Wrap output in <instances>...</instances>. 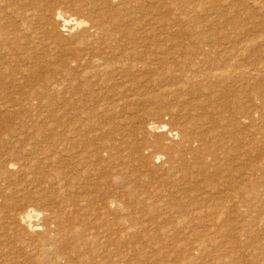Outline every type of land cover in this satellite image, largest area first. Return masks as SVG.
I'll return each instance as SVG.
<instances>
[{
	"label": "rangeland",
	"instance_id": "rangeland-1",
	"mask_svg": "<svg viewBox=\"0 0 264 264\" xmlns=\"http://www.w3.org/2000/svg\"><path fill=\"white\" fill-rule=\"evenodd\" d=\"M16 1L17 3L14 8H17L16 10L21 11V13L19 14L21 16L17 15L18 17L15 16L16 19L15 17L10 19V24L13 23V19L15 23H13V25L8 27L7 29L10 31L18 30V32H16V36H18L17 38L10 39L9 41L0 40V45H2V47H13V50L11 47H9L12 51L10 49H4V51L0 49V61L3 63L2 64L0 62V75L2 74L3 76H0V85H2L0 87V93L2 92L0 94V264H264V53L258 51L264 43V27L258 26H264V6L263 9L262 7L259 8L260 6L258 7V4H254L251 0H183L180 6H176L178 0H139L141 3L138 0H118L119 3L117 2V0L111 3L107 0V2L105 0H87V2L86 0H76L77 2L75 0H40V3H42L41 11L43 10L44 12L42 13L45 14V16L47 15V18L51 15L52 18L49 17L48 19L53 20H47V22L49 21L47 25L45 24L47 28L46 26L41 25L45 29L40 28L41 35H39L40 32H37L39 29H37V31L36 29H34L36 31L35 32L32 28L31 30L28 28L29 25H34V23L37 21L34 14H36L37 11H39L40 13V8L37 7L34 8V10L33 5L35 6V2L39 0H30L31 2H27L28 0ZM21 1H26V5L24 2L21 3ZM96 1L98 2V4ZM120 1L122 2V6L124 4L125 7L121 6ZM134 1L135 3L137 1V5L139 2V6L134 4ZM171 2L173 4H171ZM190 2L192 5H194V3L200 2L201 7L205 8L203 12L207 13V15L202 14L201 16H199L201 18L197 17V19L194 21L193 19L185 20L184 18L183 20L181 19L180 21H176L174 18H172L174 12H176L177 14L180 9H184L186 5H189ZM45 3L46 5L51 4V6H48L49 9L46 5H44ZM77 3L80 4L81 7L78 9H73L75 8V4ZM88 3H90L91 5L89 6ZM92 3L94 5H92ZM3 4H0V7L3 6ZM82 4H87L88 6L86 7ZM104 4L106 6H103ZM95 5L98 7H96ZM93 6L99 9H96ZM107 6L110 8H108ZM255 6L257 10L255 9ZM114 7L120 10L118 11L116 9V11ZM127 7L128 10L131 8L129 12H133L132 21L121 19L123 18L122 13L127 10ZM143 7L145 10L143 9ZM145 7H147V9ZM238 7L239 10H232L238 9ZM137 8L139 12L138 10H135ZM140 8H142V10H144L145 12L141 11ZM178 8L180 9L178 10ZM225 8L226 11L228 10L227 12L225 11ZM242 8L247 12V14H242L243 12L240 11L242 10ZM15 9L14 11L16 12ZM150 9L152 10V12ZM45 11L47 14L45 13ZM59 11L61 13L60 17L58 16ZM192 11L193 10L191 8L190 13ZM95 12L99 13L96 14ZM112 12H114L115 14ZM160 13H163L162 16ZM113 14L117 15V17H114ZM141 14L142 16L145 15L143 16L144 18L141 16ZM151 14L153 16H151ZM119 15L121 17H119ZM159 15L161 18L163 17V21H157V16ZM260 15L262 17H260ZM146 16L148 17V19ZM149 16H151L152 18H150ZM22 17L23 20L21 19ZM103 17H105V19L111 20L112 18H116L114 19L116 20L114 21L115 24L114 22L109 24L108 31H111L110 33L113 34L120 30L116 33L118 34V37H113V35L109 32L106 33L107 31L104 32L103 30H97L96 22L98 18ZM135 17H138L139 19ZM259 17L261 20L263 19L262 22L261 20L258 21ZM93 18H95L96 20H94ZM134 18L135 22L133 21ZM224 18L230 19V23L227 25L223 23L222 21ZM40 19L41 18L39 17V20ZM90 20H92V22H96L92 23ZM237 20H239V22H241L242 24H245V30L249 31H245V34L241 33L240 35H242V37L239 36V38L249 40L248 43L246 42V44L250 43V45H248L247 47L248 49L246 48V52H251H248L246 55H239L238 57H236L237 59H233V56H229L228 54L229 52L235 51L239 43H235L236 41H232V43L231 41H229L228 43L226 40V42H223L224 50H222V43L219 46V50H216L218 49V46L214 47L216 48L215 51L217 53L215 54L212 47L214 46V44L217 45V42H219L225 36L222 35L221 38L219 37V40H209L206 39V35L213 31L216 32L215 30H218V28L224 32H227L228 29H226V27H230L231 25L235 26ZM167 21H169L168 24ZM116 22L120 25L118 26ZM259 22L261 24H259ZM142 23L144 26L142 25ZM112 24H114V26H112ZM115 26H117L119 29ZM138 26L140 28H138ZM112 27L114 29H112ZM124 27L126 29H124ZM143 27H145V30L143 29ZM154 27H156V29ZM84 28L87 29L85 30ZM46 29H48V31ZM83 29L87 33H85ZM88 29H90V31ZM131 30H133V32ZM143 30H147V32H144ZM122 31L125 35L121 33ZM149 31L151 33H149ZM132 33L133 37H135V40L132 37ZM48 34L53 36L56 34L59 35L61 38L60 40H58L60 42L62 41L63 43L58 42V40L53 43L51 41L52 38H49ZM83 34L85 35L83 36ZM88 34L90 36H88ZM109 34L110 37L108 36ZM135 34L138 35L136 36ZM93 35H95V37L97 36L94 39L96 44H94V40H91ZM140 35L144 38H141ZM144 35L148 36L150 38V41L149 38L145 37ZM99 37L104 39H101V41L103 40L104 43L100 41ZM151 37L153 38V40L151 39ZM114 39L116 40L113 41ZM86 40L88 42H86ZM109 40L110 43H108ZM143 40L145 41V43ZM79 41L81 44H78ZM90 41H92L93 43H91ZM106 41L108 42L106 43ZM83 43H85V45H83ZM92 44L94 45L92 46ZM133 44H140L139 46L142 45L141 47L143 49L141 47H137L140 52H143L142 54H140V56L145 57V59L142 57L136 59L137 61H133L132 58H128V60L125 58L121 59L120 55L124 53L123 51L129 50L131 46H133V48L131 49H134ZM202 44L205 46H202ZM252 44L253 47H251ZM58 45L59 47H57ZM118 45H120L121 47L124 46L122 47V50H120L121 47H118ZM179 45L181 47H178ZM99 46H103L105 49L107 48L105 53H107L108 57H106L107 55L104 52L102 54V48L101 50H99ZM192 46H194L195 48L196 46H198L197 49L207 48L208 46L210 49H212L213 52H210L209 54H207V56L206 54L203 56H197V54L194 53L196 51L193 50L194 48ZM230 46H232L231 49ZM62 47L65 49V51ZM93 47H95L96 49H93ZM220 47L222 48L220 49ZM226 47H228L229 49H227ZM85 48H87L86 51ZM113 48L115 51H117H113ZM162 48L164 49L162 50ZM177 48L180 49L178 50ZM70 49L71 52H73V50L74 52H76L72 54L71 52H69ZM90 49H93L92 51L94 52H92ZM110 49L111 51L109 52L108 50ZM60 50H63V52H61ZM187 50H189L190 54H188ZM54 51L56 52V54L58 52V55L54 54ZM90 51L92 52V54L90 53ZM253 52L255 54H252ZM80 53L82 54V56ZM108 53L113 55H109ZM116 53H119V56ZM223 53H226L229 58L226 54L224 55ZM75 54L77 55V57ZM78 54L81 57L78 56ZM156 54L160 56L163 55L162 57L164 58H160ZM96 55L98 59H96ZM175 55H180V62L184 61L183 64L179 63V66L181 67L180 70L185 71L186 69V71L188 72L189 70L193 72L195 70L194 63H196V66L199 63H206V65H208L206 75L208 74L209 76H212V73L214 72L215 74L213 73V75H216L217 78H214V80H212L214 83V86L212 87H215V89L219 87V90L217 89V92L214 88H212V90H214V93L217 95L218 100L221 102V106L219 108V106L215 105L216 103H214L215 113L212 111L213 114L211 122L209 123L210 126L206 124V127L203 128V130H205V133L207 134L205 135V133H203L204 136L202 135L203 130L200 126V123L193 124L194 128L190 126L191 130H193L192 132L196 135L201 134L199 137L202 136L201 140L204 141H202V143H200L199 141L194 143L192 142L190 146H188L189 144L183 145L181 143V137L180 135H178V132H175V130H170L174 128L173 124L175 125V122L180 121L178 119L181 118L182 120V115L188 116V113L186 114L185 111L180 110L182 102L177 100V92L178 94H182L183 92L182 90L180 91V87L178 88V85L176 84L182 77L183 79H185V81L183 79H181V81L187 83L189 79H187L185 76L186 74L191 75V73H188L186 71L183 74L181 73L183 76L180 75V77L178 76V80L173 81L174 83H169V87H164L163 82H161L163 81L162 79H166L165 77L167 74L165 71H167L169 67L174 66L175 62L173 61V59ZM215 55L217 58L215 57ZM63 57H65V59H73V63L70 64V67L64 69L60 66V64L63 62L62 60H65L63 59ZM82 57L83 59L85 58L86 61H81L83 60ZM199 57L201 59V62H199ZM201 57H204L203 60ZM206 57L209 60H207ZM219 57H221L222 59ZM75 58H78L77 61L79 64L81 63V65L76 63ZM211 58L214 61H212ZM140 59H142L143 61H141ZM146 59L148 60L146 61ZM154 59L156 60V62ZM220 59L224 63H221V61H219ZM119 61H122V63L125 62L123 64L125 67H127L125 69H130V67L133 66V68H131V72L133 75L135 73L138 76L144 75V78L156 76V79L159 78V81L161 80L160 82L163 85H152L154 82L150 85L149 83H145V81H143V78H139L137 81V79H134L130 76V82L135 84L133 85V87L125 86L124 84H126V82L114 79L108 81V83L106 82L103 87V89L110 90V92L113 93L114 96L108 94V97L107 93H105L100 97L87 96V98L85 99V83H90L91 85L97 79L110 78L109 74L111 73L109 72L111 67L113 68L112 70L116 71L121 69V64L119 63ZM218 61L220 62V64ZM235 61L237 63H235ZM213 63H216V66H214ZM82 64L84 66H86L85 64H88V67L86 66L88 69L86 67L82 68ZM146 65L149 68L152 67V70L154 68L155 69L152 71L151 69L147 68ZM190 65L192 66L190 67ZM209 66L211 67V69ZM5 68L6 72L7 69L10 72L6 74L5 72L3 73V71H5ZM27 68H30L32 71L38 73L35 75L34 72L33 74L32 72H30L31 70H28ZM134 68L137 72L134 70ZM91 70L94 71L92 72ZM26 71L28 72L27 74H25ZM144 71L148 72L143 73ZM220 73L222 76L219 77ZM201 74L202 73H200V77H202L203 79L206 75L202 74L203 76H201ZM54 76L57 77L55 78L56 81L52 78ZM162 76L163 78L161 79ZM34 77L43 80V82L40 81V84L39 81H35ZM244 77L246 78V81ZM25 80L26 82H24ZM65 80L68 84H65ZM52 82L54 85L52 84ZM55 82H58V85ZM45 83L46 85L44 86L43 84ZM172 84L174 85V87L176 86V89H173ZM227 84L229 85L227 86ZM61 85L62 87H64L63 89H61ZM70 85H72V88H70ZM160 86L163 87L161 88ZM221 88L222 90H220ZM57 89L61 90L58 91ZM167 89H169V92L167 91ZM51 90L57 91V93H59L56 95V92L52 93ZM35 92H37V95L34 97ZM168 93L170 94V96ZM19 94H21V96H19ZM151 96L153 98H151ZM165 96H169L170 98L167 99ZM103 97H106V99ZM42 98H44L45 101ZM165 98L166 102L164 104V102L162 103V101ZM38 100H42L41 104ZM103 100L112 103V105L117 108L118 113H112L109 109L105 112H102L103 108L100 107V105L104 106L103 104H107L106 102L104 103ZM169 100L171 103L169 102ZM8 102H10V105L8 104ZM98 103L99 106L96 107ZM172 103L177 104V106L173 105ZM164 107H173L175 109L171 113L167 111L169 113L168 115L166 111L164 112ZM90 108H94L95 112L97 111V113L100 114L95 113L97 115L94 116V109L92 111V109ZM86 109H88V114H85ZM155 109L157 110L155 111ZM147 111H152V113L150 112L148 114ZM219 111H221L222 113H219ZM157 112L158 115L156 114ZM217 113L218 115L222 114V116L220 117L222 121L217 116ZM55 114L64 118L69 117V120H75L76 118L77 120H84L85 115L86 118L89 115L87 119H91L90 123L94 121V123L96 124L95 125L94 123H92L93 128L99 126L98 128H94V132L102 131L107 139L117 140L115 148L117 154H115L114 157L110 159H106L107 155L103 156L104 159L109 162L107 163V166L104 164V166L102 167L104 168V171L102 168L98 170L99 164L96 163L97 160L95 158L90 159L92 157L85 156V154H83V156L85 157L81 156L85 149V141H82V143L84 144L82 147L81 140L79 143L76 141L77 139L75 140L70 135H50L52 134L51 132L54 131L50 132L47 126L48 120L43 119H45V117L48 118V116L50 119L51 116L54 117ZM214 114L216 115V117ZM40 116L45 117L39 118ZM243 116H246V118L243 123H240L239 120ZM214 118L218 123L214 120ZM171 119L175 122L172 123V121H170ZM66 120H68V118ZM168 122H171V126ZM221 122L223 123L220 124ZM162 124H167L165 129L158 128L156 130H152L150 128L151 126H159ZM208 127L210 131L207 129ZM211 128L215 131L216 134L214 133V131L212 132ZM168 130L170 133L168 132ZM197 130L199 132L201 130L202 132L198 134ZM49 132L50 134H48ZM158 133L160 137L162 136L161 138L159 136L157 138L156 135ZM35 134H39V136L37 135V137ZM45 135L49 137L51 136V138L49 139V137H46ZM41 136H43L45 139ZM205 136L208 138H206ZM242 136H244L245 140H243ZM71 138L75 143H72L73 140ZM120 138L122 139L120 140ZM124 138L127 140L125 141ZM159 138L163 139L164 144L162 145L171 146H167L168 149H162V145L160 143L158 144V141L160 140ZM37 140L40 143H38ZM171 140H175V142H177L175 143ZM240 140L244 142H241ZM95 141L100 142L99 139H93L88 142V144H92ZM121 141H123V145L120 144ZM217 141L218 143H220V145L217 143ZM245 142V152L247 153L244 152L243 154V149L240 145H243ZM171 143H173L174 145H178L180 148L176 145L174 146L175 148H173V144ZM197 143L198 145H200L198 146ZM139 144L140 146H138ZM156 144L158 145L156 146ZM179 144L183 146L181 147ZM202 144L208 146V150H211L210 148H212V153L208 150L205 151V145H203V147H200L202 146ZM146 145L147 147H145ZM192 146L193 148L191 149L190 147ZM30 147L32 150L30 149ZM188 147L190 148V150ZM119 148H121V150ZM198 148H204V151H201L202 149L199 150ZM134 149L136 152L134 151ZM174 149H178L179 151H176ZM161 151H163V153ZM185 151H187L188 154L191 151L190 155H188L187 152L186 154H184ZM195 151H197V153H195ZM119 152L120 154H118ZM215 153L217 154V156L214 155ZM163 154H166V156H164ZM182 154L184 155L182 156ZM193 154L196 158H194ZM37 155L40 157H38ZM177 155L181 156L178 158ZM117 156H119L118 160H116L118 158ZM86 157L89 162L85 161L87 160L85 159ZM210 157L216 159H212L211 161ZM241 158L246 159L245 166L247 169V180L243 183L238 181L239 174L237 173V170L238 172H240L239 169L242 162ZM191 159L193 161L196 159V162L193 163L194 165H192L193 161ZM172 160L175 162L176 160H178V162L172 163ZM185 161H187L188 165L183 164L186 163ZM97 162H99V160ZM93 163H96L95 168ZM169 163L172 166H170ZM97 164L98 166L96 167ZM176 164L178 165V167ZM181 164L183 165L181 166ZM85 165L86 167H89L88 170H92L94 174L92 171H88ZM169 166L171 170L173 169L172 171L169 169ZM189 168H191L192 170ZM193 169H196L198 171L195 172L196 170ZM84 171L86 172V174ZM193 171L196 174H193ZM98 173H100V175L102 176L98 175ZM92 174L94 176H92ZM95 175L97 176L95 177ZM187 175H190V177H187ZM83 177L85 179H88L85 181ZM175 177L178 181L175 180ZM183 177L184 181L181 180ZM141 179H143V181ZM187 179L191 181L189 182ZM94 180H96L97 182H94ZM80 181L86 182L85 188H80ZM87 181L89 182L87 183ZM174 182L175 184L171 186V183ZM178 182L180 184H178ZM188 183H190V185ZM191 183L193 186L191 185ZM181 185L183 188L181 187ZM174 187L176 189H174ZM177 187L183 193L180 192ZM192 187H195V190H193ZM184 189L185 191H183ZM168 190L170 193L172 191L173 192L169 194ZM191 190H193L195 193H192ZM84 196L88 199V201H85L84 204L80 205L74 203L75 200L81 199ZM162 196L164 197L163 199ZM95 197H97V199ZM105 197L116 199L118 202L117 205L113 204L111 208H109L110 206H107V209L97 208L98 204H100L99 202L102 203ZM147 197H149V199ZM101 198L103 199L99 200ZM163 202H166L164 204L168 206L164 205ZM72 204L74 206H72ZM160 205H162V207ZM27 206L28 209L36 208L39 210L31 220L34 228L33 230H31L32 232L29 231L26 233L21 231L20 229L14 231L13 229L9 228V223L12 222L13 219V212L21 211L24 208H27ZM71 207L73 208L72 210L70 209ZM146 207L147 209H145ZM175 207L177 208V210L175 209ZM165 210L167 211L165 212V215L167 217L165 215L164 216L167 219L161 216L164 214ZM53 211L58 214H62L63 216H68V218L74 221L76 225L78 222L79 229H81L79 231L82 232L80 235L85 237V244L81 242L79 243L75 237L70 241H66L65 239L63 240V237H61L60 240H58V242L56 243L58 246H55L59 247L57 249V252L54 253V251L51 252L50 250H48V242H50L51 239H44V236L40 233H45V229H52V224L47 218V214ZM151 211L153 212V214H151ZM176 211H179L181 213L179 214ZM166 213L169 215V217ZM152 215L153 217H151ZM154 218H158V220L156 221V219ZM140 221L141 223L143 222L144 225L143 223L141 224ZM151 222H154V224H151ZM135 227L137 228V230H134L136 229ZM126 231L130 233L128 234ZM120 235L122 238L120 237ZM127 236L129 238H126ZM56 255L60 256V259H56Z\"/></svg>",
	"mask_w": 264,
	"mask_h": 264
},
{
	"label": "bare ground",
	"instance_id": "bare-ground-1",
	"mask_svg": "<svg viewBox=\"0 0 264 264\" xmlns=\"http://www.w3.org/2000/svg\"><path fill=\"white\" fill-rule=\"evenodd\" d=\"M27 1V0H26ZM25 1V2H26ZM30 0H28L27 2H29ZM32 1V0H31ZM30 1V2H31ZM43 1V0H42ZM76 1V0H75ZM80 1V0H79ZM93 1H95V0H93ZM92 1V2H93ZM103 1V0H102ZM106 1V0H105ZM104 1V2H105ZM107 1H109L110 3L111 2H113V1H115V0H107ZM106 1V2H107ZM139 1V0H138ZM141 1V0H140ZM139 1V2H140ZM160 1V0H159ZM163 1V0H162ZM161 1V2H162ZM177 1V0H176ZM182 1L183 0H178V2L176 3V6H180L181 4H182ZM248 1H250V0H248ZM254 4H258L257 6L259 7V8H261L262 7V9H263V6H264V0H251ZM24 2V1H23ZM22 1H21V3H23ZM24 2V3H25ZM33 2H35V1H33ZM73 2V1H72ZM77 2V1H76ZM85 2V1H84ZM86 2H87V0H86ZM97 2V1H96ZM108 2V3H109ZM117 2H118V0H117ZM121 2V1H120ZM128 2V1H127ZM138 2V5L136 4L137 3V1H136V3H135V1H134V4H136L137 6H139V4L141 3H139ZM143 2V1H142ZM173 2V1H172ZM171 2V4H173ZM245 2V1H244ZM3 3H6V4H3ZM16 3H17V1L16 0H0V4H3V6H1L0 7V40H7V41H9L10 39H13V38H17V36H16V32H18V30L16 31V30H14V31H10V30H8L7 28L8 27H10L11 25H13V23H15V21H14V19H13V23H11L10 24V19H12V18H14L15 16H17V15H19L20 13H21V11L20 10H16L15 8H14V6L16 5ZM36 3V5L34 6L33 5V9L34 8H40V13H39V11H37L36 12V14H34L35 15V17H36V22L34 23V25H29L28 26V28L31 30V28L34 30V29H36V31H37V29H39L37 32H40V34L39 35H41V29L42 28H44L43 26H46L47 24H48V22H47V20H53V19H48L49 17L50 18H52L51 17V15L47 18L46 16H45V14H43L44 12H43V10L41 11V6H42V3H40V0L39 1H36L35 2ZM49 3V2H48ZM47 3V4H48ZM80 3V2H79ZM91 3V2H90ZM90 3H88V5L90 6L91 4ZM95 3V2H94ZM100 3V2H99ZM102 3V2H101ZM119 3V2H118ZM118 3H116V4H118ZM124 3V2H123ZM164 3V2H163ZM230 3H231V1H230ZM31 4V3H30ZM97 4H98V2H97ZM114 4V3H113ZM133 4V3H132ZM145 4V3H144ZM197 4V5H196ZM226 4H229V3H226ZM252 4V3H251ZM253 4V5H254ZM20 5V4H19ZM25 5H26V3H25ZM28 5H29V3H28ZM44 5H46V3L44 4ZM51 6V4H48V5H46L47 7L48 6ZM82 5H84V4H82ZM87 4H85L84 6H88ZM92 5H94L93 3H92ZM100 5H102V4H100ZM112 5V4H111ZM147 5V4H146ZM145 5V6H146ZM71 6V5H70ZM83 6V7H84ZM96 6V5H95ZM95 6H93V7H95ZM103 6H106L105 4L103 5ZM121 6H122V2H121ZM129 6V5H128ZM133 6H135V5H133ZM142 6H144V5H142ZM141 6V7H142ZM198 6H199V8H198ZM75 8H73V9H78V8H80L81 7V5L80 4H75V6H74ZM96 7H98V6H96ZM95 7V8H96ZM108 7V6H107ZM117 7V6H116ZM122 7H125L124 6V4H123V6ZM248 7V6H247ZM254 7V6H253ZM45 8V7H44ZM108 8H110V7H108ZM115 8V7H114ZM121 8V7H120ZM135 8V7H134ZM146 9H147V7H145ZM191 8H192V12L190 13V10H191ZM245 8V7H244ZM14 9L16 10V12L14 11ZM47 9V8H46ZM48 9H49V7H48ZM90 9V8H89ZM96 9H99V8H96ZM95 9V10H96ZM107 9V8H106ZM117 8H115V10H116ZM123 9V8H122ZM126 9V8H125ZM131 9V8H130ZM130 9L128 10V7H127V10L124 12V13H122L123 15H122V17L123 18H121V19H126V21H132V19H133V15H132V13L131 12H129L130 11ZM133 9V8H132ZM141 9V11H144L145 9H144V7H143V9L144 10H142V8H140ZM180 8H178V10H179ZM255 9H256V6H255ZM35 10V9H34ZM45 10V9H44ZM51 10V9H50ZM86 10H88V9H86ZM118 10V9H117ZM116 10V11H117ZM120 10V9H119ZM118 10V11H119ZM135 10H138V8L137 9H135ZM151 10V9H150ZM205 10V8H203V7H201V4H200V2H197V3H194V5H192L191 4V2L189 3V5H186V7L184 8V9H180V11L176 14V12H174L173 14V16H172V18H174L176 21L177 20H183V18L186 20V19H193V21L194 20H196L197 19V17H199V16H201L202 14H205V15H207V13H204L203 11ZM223 10V9H222ZM232 10H239V7H238V9H232ZM257 10V9H256ZM259 10V9H258ZM261 10V9H260ZM9 11V12H8ZM20 11V12H19ZM84 11V10H83ZM91 11V10H90ZM89 11V12H90ZM97 11V10H96ZM104 11V10H103ZM106 11V10H105ZM134 11V10H133ZM140 11V12H141ZM148 11V10H147ZM147 11H146V13H147ZM225 11H226V8H225ZM228 11V10H227ZM226 11V12H227ZM240 11H242L243 13L242 14H247V12L242 8V10H240ZM250 11V10H249ZM8 12V13H7ZM43 12V13H42ZM88 12V13H89ZM93 12V11H92ZM102 12V11H101ZM111 12V11H110ZM121 12V11H120ZM135 12H137V11H135ZM138 12H139V10H138ZM145 12V11H144ZM151 12H152V10H151ZM150 12V13H151ZM264 12V11H263ZM11 13H13V14H11ZM15 13V14H14ZM45 13H46V11H45ZM96 13V12H95ZM97 13H99V12H97ZM96 13V14H97ZM107 13V12H106ZM112 13H114V12H112ZM9 14H10V16H9ZM47 14V13H46ZM90 14V13H89ZM111 14V13H110ZM115 14V13H114ZM113 14V15H114ZM161 14V13H160ZM163 14V13H162ZM162 14H161V16H162ZM23 15V14H22ZM95 15V14H94ZM102 15V14H101ZM106 15V14H105ZM113 15H112V17H113ZM121 15V14H120ZM119 15V17H121ZM139 15V14H138ZM137 15V16H138ZM148 15V14H147ZM262 15H263V13H262ZM9 16V17H8ZM13 16V17H12ZM19 16H21V15H19ZM38 16V17H37ZM58 16L60 17L61 16V13H60V11L58 12ZM93 16V15H92ZM104 16V15H103ZM117 17V15H114V17ZM141 16H142V14H141ZM143 16H145V15H143ZM142 16V17H143ZM151 16H153L152 14H151ZM151 16H149L150 18H152ZM164 16V15H163ZM258 16V15H257ZM18 17V16H17ZM28 17V16H27ZM39 17L41 18L40 20H39ZM107 17V16H106ZM147 17V16H146ZM260 17H262L261 15H260ZM260 17H259V19H258V21L259 20H261L260 19ZM95 18H96V16H95ZM95 18H93L94 20H96ZM108 18V17H107ZM135 18H138V17H135ZM135 18H134V22H135ZM144 18V17H143ZM199 18H201V17H199ZM15 19H16V17H15ZM22 20H23V17L21 18ZM84 19V18H83ZM90 19V18H89ZM92 19V20H93ZM114 19H116V18H114ZM113 18H112V20L111 19H105V17H103V18H98V20H97V22L96 21H93V22H96L97 24H96V28H97V30H99V31H101V30H103L104 32H106V33H108L109 31V29H108V26H109V24L110 23H113L114 21H116V20H114ZM121 19H119V20H121ZM139 19V18H138ZM147 19H148V17H147ZM155 19V18H154ZM263 19H264V16H263ZM263 19L261 20V22L263 21ZM32 20V19H31ZM40 22H39V21ZM46 20V21H45ZM92 20H90L91 22H92ZM119 20H118V22H119ZM164 19H163V17L161 18L160 17V15L159 16H157V21H163ZM240 20H242V19H240ZM141 21H143V20H141ZM151 21V20H150ZM153 21V20H152ZM156 21V22H157ZM192 21V20H191ZM92 22V23H93ZM140 22V21H139ZM148 22V21H147ZM155 22V21H154ZM158 22V23H159ZM164 22H166V21H164ZM168 22L169 21H167V24H168ZM223 23H225L226 25L227 24H229L230 23V19H228V18H224L223 19V21H222ZM239 20H237V23H236V25L235 26H233V25H231V24H233V23H231L230 25V27H226L225 25V27H226V29H228L227 30V32H224V31H222V30H220L219 28H218V30H215L216 32H210L209 34H207L206 35V39H209V40H219L220 38H221V36L222 35H224L225 37H223V39H221L219 42H217L218 44L217 45H215L214 44V46L212 47L213 48V50H214V53L215 54H217L216 53V51H215V49L216 48H214L215 46H218L217 48L218 49H216V50H219V46L221 45V43H222V47H223V42H226V40H227V42L229 43V41H231V43H232V41H236L235 43H239L238 44V46H237V48H236V50L235 51H233V52H229V56H233V59L234 58H236V57H238L239 55H246L248 52H251V51H247L246 52V50L248 49L247 47H248V45H250V43L249 44H246V42L248 43V41L249 40H244V38H242V39H240L239 38V36H241L242 37V35H240L241 33H244L245 34V24H242L241 22H239ZM257 22V21H256ZM25 23V22H24ZM117 23V22H116ZM121 23V22H120ZM128 23V22H127ZM132 23V22H131ZM130 23V24H131ZM144 23V22H143ZM143 23H142V25H143ZM149 23V22H148ZM151 23V22H150ZM235 23V22H234ZM263 23H264V21H263ZM46 24V25H45ZM95 24V23H94ZM114 24H115V22H114ZM114 24H112V26H114ZM125 24V23H124ZM134 24V23H133ZM133 24H132V26H133ZM136 24V23H135ZM140 24V23H139ZM157 24V23H156ZM170 24V23H169ZM238 24V25H237ZM258 24V23H257ZM257 24H255V25H257ZM259 24H261L260 22H259ZM41 25H43V26H41ZM91 25V24H90ZM117 25L119 26L120 24L119 23H117ZM128 25V24H127ZM138 25V24H137ZM141 25V24H140ZM139 25V26H140ZM150 25V24H149ZM149 25H147V26H149ZM49 26V25H48ZM93 26V25H92ZM125 26V25H124ZM129 26V25H128ZM136 26V25H135ZM138 26V28H140ZM144 26V25H143ZM229 26V25H228ZM258 26H262V27H264L263 25H258ZM24 27V26H23ZM110 27H111V25H110ZM116 28H118L117 26H115ZM121 27V26H120ZM151 27H153V26H151ZM41 28V29H40ZM46 28H47V26H46ZM89 28V27H88ZM91 28V27H90ZM122 28V27H121ZM128 28V27H127ZM131 28V27H130ZM137 28V27H136ZM150 28V27H149ZM155 29H156V27H154ZM163 28V27H162ZM206 28V27H205ZM10 29V28H9ZM45 29V28H44ZM43 29V30H44ZM49 29V28H48ZM48 29H46L47 31H48ZM85 29V28H84ZM83 29V30H84ZM87 29V28H86ZM85 29V30H86ZM112 29H114L113 27H112ZM119 29V28H118ZM124 29H126L125 27H124ZM143 29L145 30V27H143ZM153 29V28H152ZM151 29V30H152ZM258 29V28H257ZM85 30H84V32H85ZM89 31H90V29H88ZM128 30V29H127ZM139 30V29H138ZM143 30V31H144ZM149 30V29H148ZM35 31V30H34ZM35 31V32H36ZM114 31V30H113ZM118 31H120V30H118ZM117 31V32H118ZM126 31V30H125ZM132 32H133V30H131ZM141 31V30H140ZM179 31V30H178ZM218 31V32H217ZM248 31V30H247ZM246 31V32H247ZM262 31V30H261ZM34 32V33H35ZM44 32V31H43ZM51 32V31H50ZM49 32V33H50ZM111 32V31H110ZM109 32V33H110ZM116 32V33H117ZM129 32H130V30H129ZM144 32H147V30L146 31H144ZM229 32V33H228ZM249 32V31H248ZM45 33H47V32H45ZM53 33V32H52ZM60 33V32H59ZM58 33V34H59ZM85 33H87V32H85ZM90 33H92V32H90ZM89 33V34H90ZM116 33H110V34H112L113 35V37H118V34H116ZM120 33V32H119ZM121 33H123V31L121 32ZM149 33H151L150 31H149ZM148 33V34H149ZM88 34V36H90ZM110 34L108 35L109 37H110ZM124 34V33H123ZM122 34V35H123ZM129 34V33H128ZM231 34V35H230ZM248 34V33H247ZM246 34V35H247ZM49 35V34H48ZM85 34H83V36H84ZM92 35V34H91ZM99 35V34H98ZM102 35V34H101ZM122 35H121V37H122ZM125 35V34H124ZM136 36L138 35V34H135ZM147 35V34H146ZM230 35V36H229ZM36 36V35H35ZM38 36V35H37ZM53 35H49L48 37L49 38H52V42L54 43L55 41H57L58 39L60 40V36L59 35H54L53 37H52ZM87 36V35H86ZM145 36V35H144ZM150 36V35H149ZM159 36H161V35H159ZM248 36H249V34H248ZM69 37V36H68ZM94 37V38H93ZM93 39L91 38V40H94L96 37H95V35H93ZM105 37V36H104ZM124 37V36H123ZM132 37H133V33H132ZM140 37H141V35H140ZM143 37V36H142ZM141 37V38H142ZM145 37H147V38H149L148 36H145ZM220 37V38H219ZM246 37V36H245ZM250 37V36H249ZM248 37V38H249ZM63 38V37H62ZM90 38V37H89ZM88 38V39H89ZM120 38V37H119ZM127 38H128V36H127ZM134 38V40H135V37H133ZM141 38H139V39H141ZM144 38V37H143ZM146 38V39H147ZM44 39V38H43ZM46 39H48V38H46ZM45 39V40H46ZM86 39V38H85ZM87 39V40H88ZM99 39H100V41H101V39H103V38H101V37H99ZM98 39V40H99ZM110 39V38H109ZM117 39V38H116ZM116 39H114L113 41H115ZM151 39L153 40V38L151 37ZM236 39H238V40H236ZM253 39V38H252ZM58 40V42H60ZM62 40V39H61ZM86 40V42H88ZM104 40V39H103ZM103 40L101 41V42H103ZM111 40H112V37H111ZM121 40V39H120ZM123 40V39H122ZM127 40V39H126ZM133 40V41H134ZM148 40V39H147ZM152 40H151V42H152ZM83 41V40H82ZM97 41V40H96ZM99 41V42H100ZM112 41V42H113ZM118 41V40H117ZM132 41V40H131ZM136 41H138V40H136ZM144 41V40H143ZM149 41H150V38H149ZM165 41V40H164ZM239 41V42H238ZM264 41V40H263ZM51 42V43H52ZM62 42V41H61ZM60 42V43H61ZM85 42V41H84ZM85 42V43H86ZM91 43H93V42H95V40L92 42V41H90ZM108 41H106V43H107ZM125 42V41H124ZM140 42V41H139ZM138 42V43H139ZM178 42V41H177ZM234 42H233V44H234ZM63 43V42H62ZM66 43V42H65ZM85 43H83V45H85ZM104 43V42H103ZM108 43H110V40H109V42ZM131 43V42H130ZM130 43H129V45H130ZM134 43H136V42H134ZM144 43H145V41H144ZM143 43V44H144ZM228 43H226V44H228ZM253 43V42H252ZM78 44H81L80 43V41H79V43ZM94 44H96V42L94 43ZM94 44H92V46L94 45ZM98 44H100V43H98ZM113 44V43H112ZM123 44V43H122ZM148 44H149V42H148ZM256 44V43H255ZM18 45V44H17ZM55 45V44H54ZM91 45V44H90ZM103 45V44H102ZM116 45V44H115ZM128 45V44H127ZM134 45V49H131V48H133V46H131V48L129 49V50H125V51H123L122 53V55H120L121 56V59H127L128 60V58H132V60L133 61H137L136 59H139V57H142V56H140V54H142L143 52H140L139 50H138V47L140 48L141 46H139V45H135V44H133ZM145 45H147V44H145ZM175 45H177V44H175ZM181 45V44H180ZM178 46V47H181V46ZM213 45V44H212ZM211 45V46H212ZM236 45V44H235ZM235 45H234V47H235ZM263 45H264V43H263ZM262 45V47H260L259 48V50L258 49H255V50H258V51H260V52H262V53H264V46ZM3 46H5V45H3ZM56 46V45H55ZM54 46V47H55ZM76 46V45H75ZM82 46V45H81ZM89 46V45H88ZM87 46V47H88ZM120 45H118V47H119ZM138 46V47H137ZM149 46V45H148ZM183 46V45H182ZM195 46V45H194ZM194 46H192L191 48L193 49V50H195L196 52H194V53H196L197 54V56H203V55H205L206 54V56H207V54H209L210 52H213L212 51V49H210L208 46H207V48H200V49H197V47L198 46H196V48L194 47ZM201 46V45H200ZM202 46H205V45H203L202 44ZM225 46V45H224ZM227 46H229V45H227ZM9 47H11V46H8V47H2V45H0V49H2L3 51H4V49L6 50V49H10ZM52 47V46H51ZM57 47H59V45L57 46ZM56 47V48H57ZM65 47V46H64ZM66 47H68V46H66ZM72 47V46H71ZM90 47V46H89ZM121 47V46H120ZM122 47H124V46H122ZM122 47H121V49L120 50H122ZM175 47H177V46H175ZM222 47H220V49L222 48ZM231 47L232 46H230V49H231ZM251 47H253V44L251 45ZM12 48V50H13V47H11ZM19 48V47H18ZM53 48V47H52ZM55 48V49H56ZM63 48V47H62ZM74 48V47H73ZM77 48V47H76ZM95 47H93V49H94ZM101 48H102V54H103V52L105 53L106 52V49L103 47V46H99V50H101ZM142 48V47H141ZM147 48V47H146ZM183 48V47H182ZM187 48V47H186ZM190 48V47H189ZM227 49H229L228 47H226ZM225 48V49H226ZM247 48V49H246ZM50 49V48H49ZM55 49H53V50H55ZM60 49H61V46H60ZM64 49V48H63ZM86 49L87 48H85V51H86ZM92 49V50H93ZM96 49V48H95ZM126 49V48H125ZM143 49V48H142ZM164 48H162V50H163ZM173 49V48H172ZM178 49V48H177ZM180 49V48H179ZM178 49V50H179ZM185 49V48H184ZM11 50V49H10ZM11 50V51H12ZM53 50H52V52H53ZM91 50V49H90ZM91 50V51H92ZM113 51H115L114 50V48L112 49ZM124 50V49H123ZM141 50V49H140ZM145 50V49H144ZM183 50V49H182ZM222 50H224V47H223V49ZM253 50H254V48H253ZM57 51V50H56ZM58 51H59V49H58ZM61 51V50H60ZM64 51H65V49H64ZM90 51V53L92 54V52H94V51H92L91 52ZM97 51V50H96ZM109 52L111 51V49L110 50H108ZM107 51V52H108ZM117 51V50H116ZM115 51V52H116ZM142 51V50H141ZM148 51V50H147ZM147 51H145V52H147ZM157 51V50H156ZM168 51V50H167ZM166 51V52H167ZM171 51V50H170ZM174 51V50H173ZM176 51V50H175ZM188 51V54H190L189 53V50H187ZM186 51V52H187ZM229 51V50H228ZM8 52V51H7ZM55 52V51H54ZM61 52H63V50L61 51ZM66 52H68V51H66ZM69 52H71V49H70V51ZM76 52V51H75ZM74 52V50H73V52H71L72 54L73 53H75ZM78 52V51H77ZM80 52V51H79ZM81 52H82V50H81ZM88 52V51H87ZM115 52H113V53H115ZM120 52V51H119ZM179 52V51H178ZM220 52V51H219ZM255 52V51H254ZM252 53V54H255V53ZM1 53H2V51H1ZM44 53H46V52H44ZM65 53V52H64ZM168 53H170V52H168ZM167 53V54H168ZM173 53V52H172ZM175 53H177V52H175ZM182 53V52H181ZM54 54H56V52L54 53ZM67 54V53H66ZM81 54V53H80ZM106 55H107V53H105ZM109 54V53H108ZM117 54V53H116ZM165 54V53H164ZM184 54V53H183ZM191 54H192V51H191ZM195 54V55H196ZM224 54V53H223ZM226 54V53H225ZM224 54V55H225ZM250 54V53H249ZM1 55V54H0ZM2 55H3V53H2ZM56 55H58V52H57V54ZM60 55H62V54H60ZM76 55V54H75ZM101 55V54H100ZM105 55V56H106ZM109 55H113V54H109ZM118 56H119V53L117 54ZM156 55H158V54H156ZM174 55V54H173ZM185 55V54H184ZM183 55V56H184ZM213 55V54H212ZM224 55H222V56H224ZM227 55V54H226ZM227 55V56H228ZM5 56V55H4ZM64 56H65V54H64ZM72 56V55H71ZM78 56H80L79 54H78ZM81 56H82V54H81ZM80 56V57H81ZM116 56V55H115ZM115 56H113V57H115ZM163 56V55H162ZM162 56H160V55H158V57H160V58H164V57H162ZM165 56H167V55H165ZM179 56L180 55H175L174 56V59H173V61L175 62L174 63V66H171V67H169L168 69H167V71H165L166 72V79L164 80V79H162L163 78V76L161 77V79L163 80V81H161V82H163V84L159 81V78L158 79H156L157 77L156 76H150V77H147V78H144V75H137L136 73L133 75L132 74V69L131 68H133V66L132 67H130V69H125V68H127V67H125L123 64L125 63L124 61V63H122V61H119V63L121 64L120 66H121V69H119V70H112L113 68L111 67V69H110V72L109 73H111V74H109L110 75V78H108V79H105V78H101V79H97V80H95V82L94 83H92L91 85H90V83H85V99L87 98V96H92V97H100V96H103V94H105V93H107V96H108V94L109 95H112V96H114V94L113 93H111L110 92V90H108V89H103V87H104V85L106 84V82L108 83V81H110V80H114V79H118V80H120V81H122V82H126V84H124L125 86H132L133 87V85H135L134 83H132V82H130V80H129V77L131 76L132 78H134V79H137V81H138V79L139 78H143V81H145V83H149L150 85H151V83H153L152 85H157L158 86V84H162L164 87L166 86V87H169L168 86V84L170 83H174L173 81H175V80H178L179 79V77H180V75H182L185 71H186V69H185V71L184 70H180V64L182 63L183 64V62L184 61H181L180 62V60H179ZM197 56H196V58H197ZM218 56V55H217ZM221 56V55H220ZM229 56H228V58H229ZM248 56V55H247ZM251 56V55H250ZM258 56V55H257ZM66 57H67V55H66ZM76 57H77V55H76ZM85 57H86V55H85ZM92 57V56H91ZM96 57H97V55H96ZM106 57H108V55L106 56ZM112 57V56H111ZM110 57V58H111ZM155 57V56H154ZM158 57H157V59H158ZM170 57V56H169ZM173 57V56H172ZM171 57V58H172ZM195 57V56H194ZM211 57V56H210ZM215 57H216V55H215ZM92 58H94V57H92ZM142 58H144L145 59V57H142ZM147 58V57H146ZM182 58V57H181ZM189 58V57H188ZM202 58V57H201ZM204 58V57H203ZM203 58H202V60H203ZM207 58V57H206ZM217 58V57H216ZM215 58V59H216ZM219 58H221V57H219ZM57 59V58H56ZM63 59H65V57H63ZM76 59V58H75ZM78 59V58H77ZM77 59L75 60L76 61V63H78V61H77ZM80 59V58H79ZM82 59H83V57H82ZM95 59V58H94ZM96 59H98V57L96 58ZM190 59V58H189ZM200 61L199 62H201V59H200V57L198 58ZM222 59V58H221ZM221 59L219 60V61H221ZM224 59V58H223ZM227 59V58H226ZM232 59V58H231ZM237 59V58H236ZM33 60V59H32ZM118 60H119V58H118ZM117 60V61H118ZM131 60V61H132ZM141 61H143L142 59H140ZM148 59H146V61H147ZM152 60V59H151ZM155 60V59H154ZM161 60H163V59H161ZM187 60V59H186ZM207 60H209L208 58H207ZM211 60H212V58H211ZM218 60V59H217ZM16 61V60H15ZM63 62L60 64V66L62 67V68H67V67H70V64L71 63H73L72 61H73V59L72 58H66L65 60H62ZM81 61H86V59L84 58L83 60H81ZM80 61V62H81ZM88 61V60H87ZM94 61V60H93ZM92 61V62H93ZM150 61V60H149ZM205 61H206V59H205ZM212 61H214V60H212ZM211 61V62H212ZM218 61V62H219ZM256 61V60H255ZM1 62V61H0ZM90 62V61H89ZM151 62V61H150ZM149 62V63H150ZM155 62H156V60H155ZM163 62V61H162ZM189 62V61H188ZM192 62V61H191ZM195 62V61H194ZM198 62V63H199ZM208 62V61H207ZM226 62V61H225ZM2 63V62H1ZM34 63V62H33ZM75 63V62H74ZM91 63V62H90ZM89 63V64H90ZM153 63V62H152ZM151 63V64H152ZM158 63V62H157ZM180 63V64H179ZM187 63V62H186ZM221 63H224V62H222L221 61ZM232 63V62H231ZM235 63H237L236 61H235ZM260 63V62H259ZM262 63V62H261ZM3 64V63H2ZM79 64V63H78ZM94 64V63H93ZM193 64V63H192ZM195 64V72L193 71H190L189 70V68H188V70H189V72L191 73V75H188V74H186V78L187 79H189V81H187V83H185L184 81H185V79H183V77L181 78V79H183L184 81H181V79H180V81L176 84V85H178V88L180 87V91L182 90V94H178V92H177V100L178 101H180V102H182L181 103V107H180V110H182V111H185V113L187 114L188 113V116H184V115H182V120H181V118L180 119H178V120H180V121H177V122H175V121H172V119L170 120V121H172V123H174L175 122V125L173 124V126H174V128H172L170 131H172V130H175V132L177 131L178 132V135H180V137H181V143L184 145V144H189L188 146H190V144L193 142H200V143H202V141H204V140H201V137H199L201 134H199L200 132H202L201 130H200V132L198 131V134L199 135H196L195 133H193L192 131L193 130H191V128H190V126H194L193 124H199L200 123V126H201V128H202V130H203V128L204 127H206L205 125L207 124L208 126H210L209 125V123L211 122V118H212V114H213V112H214V103H216L215 105H217V106H219V108H220V106H221V102L218 100V97H217V95L214 93V90H212V88H214L215 89V87H212V86H214V83H213V81L212 80H214V78L215 79H217L216 78V75H213V73H212V76L210 77L208 74V76L206 75V73H207V67H208V65H206V63H199L197 66H196V63H194ZM214 64V63H213ZM213 64H211V65H213ZM216 64V63H215ZM214 64V66H216ZM218 64V63H217ZM219 64H220V62H219ZM228 64V63H227ZM239 64V63H238ZM79 65H81V63L79 64ZM83 65V64H82ZM87 67H88V64H85ZM91 65V64H90ZM186 65H188V64H186ZM232 65H234V64H232ZM4 66V65H3ZM6 66V65H5ZM86 66H82V68L84 67H86ZM94 66V65H93ZM107 66V65H106ZM124 68H123V67ZM178 66V67H177ZM192 65H190V67H191ZM228 66V65H227ZM8 67V66H7ZM79 67H81V66H79ZM86 67V68H87ZM91 67V66H90ZM146 67H147V65H146ZM187 67V66H186ZM210 67V66H209ZM233 67V66H232ZM238 67V66H237ZM251 67V66H250ZM0 68H1V66H0ZM60 68V67H59ZM75 68V67H74ZM102 68V67H101ZM108 68V67H107ZM143 68H145V67H143ZM147 68H149V67H147ZM157 68V67H156ZM172 68H174V69H172ZM193 68V67H192ZM191 68V69H192ZM28 70L30 69V68H27ZM26 69V70H27ZM33 69V68H32ZM79 69V68H78ZM88 69V68H87ZM92 69V68H91ZM106 69V68H105ZM117 69V68H116ZM149 69H151L152 70V67H150ZM155 69V68H154ZM153 69V70H154ZM184 69V68H183ZM210 69H211V67H210ZM213 69V68H212ZM228 69H230V68H228ZM227 69V70H228ZM31 70V69H30ZM34 70V69H33ZM90 70V69H89ZM98 70V69H97ZM111 70H112V72H111ZM134 70H135V68H134ZM143 70V69H142ZM146 70V69H145ZM150 70V71H151ZM152 70V71H153ZM158 70V69H157ZM2 71V70H1ZM46 71V70H45ZM88 71V70H87ZM92 71V70H91ZM94 71V70H93ZM92 71V72H93ZM102 71V70H101ZM136 71V70H135ZM5 72V74L6 73H8V72H10L8 69H7V72H6V68H5V71H3V73ZM30 72H34L35 73V75L38 73H36L35 71H30ZM103 72H104V70H103ZM137 72V71H136ZM145 72H148V71H144L143 73H145ZM155 72H156V70H155ZM186 72H188V71H186ZM188 72V73H189ZM202 73L203 75L205 74L206 76H204V78L202 79V77H200V73ZM233 72V71H232ZM28 72L26 71L25 72V74H27ZM33 73V74H34ZM87 73V72H86ZM90 73V72H89ZM96 73V72H95ZM139 73H140V71H139ZM138 73V74H139ZM151 73V72H150ZM149 73V74H150ZM182 73V74H181ZM211 73H209V74H211ZM218 73V72H217ZM226 73V72H225ZM260 73V72H259ZM23 74V73H22ZM201 74V76H203ZM215 74V73H214ZM34 75V76H35ZM85 75H88V74H85ZM99 75V74H98ZM97 75V76H98ZM156 75V74H155ZM165 75V74H164ZM170 75V76H169ZM0 76H2V74L0 75ZM6 76V75H5ZM51 76H53V75H51ZM179 76V77H178ZM183 76V75H182ZM220 76H222L221 75V73L219 74V77ZM3 77V76H2ZM38 77V76H37ZM42 77H43V75H42ZM80 77V76H79ZM198 77H200V78H198ZM218 77V78H219ZM224 77V76H223ZM6 78V77H5ZM40 78V77H39ZM53 78V80H55V78H57L56 76H54V77H52ZM245 78V77H244ZM31 79V78H30ZM34 79H35V81L37 80V81H41V82H43V80H41V79H38V78H36V77H34ZM220 79V78H219ZM243 79V78H242ZM259 79V78H258ZM12 80V79H11ZM22 80H23V75H22ZM59 80H60V78H59ZM64 80V79H63ZM67 80V79H66ZM66 80L64 81L65 82V84H68V83H66ZM71 80V79H70ZM141 80V79H140ZM222 80H223V78H222ZM244 80V79H243ZM20 81V80H19ZM47 81H48V77H47ZM51 81V80H50ZM56 81V80H55ZM58 81V80H57ZM142 81V80H141ZM245 81H246V78H245ZM248 81V80H247ZM259 81V80H258ZM24 82H26V80L24 81ZM23 82V83H24ZM41 82H40V84H41ZM184 82V83H183ZM222 82H224V81H222ZM13 83V82H12ZM20 83V82H19ZM50 83V82H49ZM48 83V84H49ZM56 83V82H55ZM58 83V82H57ZM56 83V84H57ZM63 83V82H62ZM72 83V82H71ZM242 83V82H241ZM247 83V82H246ZM1 84V83H0ZM5 84V83H4ZM51 84V83H50ZM52 84H53V82H52ZM61 84V83H60ZM74 84V83H73ZM218 84V83H217ZM225 84H226V81H225ZM251 84V83H250ZM12 85H14V84H12ZM20 85V84H19ZM44 86L46 85V83L45 84H43ZM54 85V84H53ZM58 85V84H57ZM56 85V86H57ZM63 85V84H62ZM62 85H61V87H62ZM143 85V84H142ZM173 85V84H172ZM229 84H227V86H228ZM2 85H0V87H1ZM21 86H22V84H21ZM25 86V85H24ZM71 87L70 88H72V85H70ZM97 86V87H96ZM162 86V87H163ZM216 86V85H215ZM235 86V85H234ZM237 86V85H236ZM241 86V85H240ZM145 87V86H144ZM151 87V86H150ZM153 87V86H152ZM161 87V86H160ZM161 87V88H162ZM172 87V86H171ZM176 87V86H175ZM174 87V85H173V89H176ZM7 88V87H6ZM27 88V87H26ZM52 88H54V87H52ZM56 88V87H55ZM64 87H62L61 89H63ZM110 88V87H109ZM135 88V87H134ZM148 88V87H147ZM156 88V87H155ZM177 88V89H178ZM236 88V87H235ZM238 88V87H237ZM61 89H57L58 91H60ZM128 89V88H127ZM126 89V90H127ZM164 89V88H163ZM170 89V88H169ZM169 89H167V91L169 92ZM218 90H219V87L217 88ZM217 89H215V91L217 92ZM229 89V88H228ZM242 89H243V86H242ZM49 90V89H48ZM130 90V89H129ZM134 90V89H133ZM172 90V89H171ZM184 90V91H183ZM220 90H222V88L220 89ZM233 90V89H232ZM27 91V90H26ZM52 91V90H51ZM128 91V90H127ZM176 91V90H175ZM234 91V90H233ZM54 92H56V95L59 93H57V91H52V93H54ZM173 92V91H172ZM2 93V92H1ZM0 93V94H1ZM27 93V92H26ZM37 92H35V94H34V97L37 95L36 94ZM51 93V94H52ZM175 93V92H174ZM181 93V92H180ZM21 94H23V93H21ZM21 94H19V96H21ZM49 94V93H48ZM116 94V93H115ZM169 94V93H168ZM173 94V93H172ZM231 94H232V92H231ZM3 95H5V94H3ZM7 95V94H6ZM67 95V94H66ZM71 95H73V94H71ZM10 96V95H9ZM48 96V95H47ZM49 96H51V95H49ZM169 96H170V94H169ZM169 96H165L167 99L168 98H170ZM232 96V95H231ZM5 97V96H4ZM3 97V98H4ZM6 97H8V96H6ZM54 97H55V94H54ZM54 97H52V98H54ZM66 97V96H65ZM109 97V96H108ZM185 97V98H184ZM41 98V97H40ZM56 98H59V97H56ZM60 98H63V97H60ZM103 98H105L106 99V97H103ZM151 98H153L152 96H151ZM166 98L162 101V103L164 102V104H165V102H166ZM2 99V98H1ZM10 99V98H9ZM16 99V98H15ZM43 100H44V98H42ZM46 99H47V97H46ZM64 99H66V98H64ZM91 99V98H90ZM108 99V98H107ZM3 100V99H2ZM7 100V99H6ZM49 100V99H48ZM79 100H80V98H79ZM88 100V99H87ZM39 102H40V104H41V102H42V100H38ZM45 101V100H44ZM44 101H43V103H44ZM77 101V100H76ZM104 101V103L106 102L105 100H103ZM6 102V101H5ZM101 102V101H100ZM169 102H170V100H169ZM179 102V103H180ZM10 102H8V104H9ZM18 103V102H17ZM85 103H86V101H85ZM107 104H103L104 106H101L100 105V107H102L103 108V111L102 112H105V111H107L108 109L110 110V112H112V113H118L117 111V108H115L114 107V105H112V103H109V102H106ZM171 103V102H170ZM2 104H5V103H2ZM8 104H6V105H8ZM163 104V105H164ZM169 104V103H168ZM173 104V103H172ZM0 105H1V103H0ZM10 105V104H9ZM173 105H176L177 106V104H173ZM179 105V104H178ZM12 106V105H11ZM97 106H99V103H98V105H96V107ZM171 106V105H170ZM206 106H208V107H206ZM8 107V106H7ZM169 107V106H168ZM175 107V106H174ZM178 107V108H179ZM216 107V106H215ZM258 107V106H257ZM18 108V107H17ZM165 108V110H164V112L166 111V113H171L175 108H167V107H164ZM177 108V107H176ZM218 108V109H219ZM90 109H92V111H93V109L94 108H90ZM217 109V110H218ZM62 110H64V109H62ZM78 110V109H77ZM88 109H86L85 110V114H88V111H87ZM151 110V109H150ZM157 109H155V111H156ZM220 110V109H219ZM259 110H261V109H259ZM258 110V111H259ZM90 111V110H89ZM149 111V110H148ZM147 111V112H148ZM154 111V112H155ZM168 111V112H167ZM213 111V112H212ZM216 111V110H215ZM257 111V112H258ZM151 113H152V111H150ZM150 112H148V114L150 113ZM177 112V111H176ZM218 112V111H217ZM221 111H219V113H220ZM95 113H97V111L95 112V109H94V116H96L97 114H100V113H97V114H95ZM169 113H168V115H169ZM180 113V112H179ZM215 113V112H214ZM222 113V112H221ZM259 113V112H258ZM90 114V113H89ZM157 115H158V112L156 113ZM173 114V113H172ZM177 114V113H176ZM92 115V114H91ZM90 115V116H91ZM155 115V114H154ZM178 115V114H177ZM180 115V116H181ZM215 115V114H214ZM176 116V115H175ZM217 116L220 118L221 116H222V114L221 115H218V113H217ZM41 117H45V116H40L39 118H41ZM88 117H89V115H88ZM87 117V118H88ZM172 117H174V116H172ZM171 117V118H172ZM215 117H216V115H215ZM1 118V117H0ZM68 118V120H66ZM67 118H64V117H62V116H58V115H56L55 114V116L54 117H52L51 116V118L49 119V116H48V118H46L45 117V119H43V120H48V122H47V126H48V128H49V130H50V132L51 131H54V132H51L52 134H50V132L48 133V134H50V135H63V134H66V135H70V136H72V138H74L77 142H79L80 143V140H81V143H82V141L84 142L85 141V146H84V148H82V149H84V152L81 154V156L82 157H85V156H91L92 158H90V159H93V158H95L97 161L99 160V162H97L96 160V163H98L99 164V166H98V164L96 165V167L98 166V170L99 169H101L103 166H104V164L107 166V163H109V162H107L105 159H104V157L103 156H105V155H107L106 156V159L107 158H113L114 157V155L115 154H117L116 153V139H113V140H111V139H107L106 138V136H104V134H103V132L102 131H97V132H94V128H98V127H94L93 128V124L92 123H94V121H92L91 123H90V120L89 119H87L86 118V115H85V119L83 120V119H79V120H77V118L75 119V120H69V117H67ZM218 118V119H219ZM225 118H226V116H225ZM245 118H246V116H243L242 118H240V120H239V122L241 123H243L244 122V120H245ZM41 119V120H42ZM70 119H72V118H70ZM177 119V118H176ZM217 119V118H216ZM221 119V118H220ZM224 119V118H223ZM228 119V118H227ZM40 120V121H41ZM214 120H215V118H214ZM225 120V119H224ZM39 121V122H40ZM216 121V120H215ZM221 121H222V119H221ZM44 122H46V121H44ZM44 122H41V123H44ZM163 122H164V120H163ZM162 122V123H163ZM217 122V121H216ZM224 122V121H223ZM223 122H221L220 124H222ZM166 123V122H165ZM169 123V122H168ZM167 123V124H168ZM202 123V124H201ZM218 123V122H217ZM95 124V123H94ZM98 124V123H97ZM167 124H162V125H159V126H151L150 128L152 129V130H156V129H158V128H164L165 129V127H166V125ZM170 124V126H171V122L169 123ZM96 125V124H95ZM158 125V124H157ZM199 126V127H200ZM197 127V126H196ZM195 127V128H196ZM212 127H213V124H212ZM194 128V127H193ZM198 128V127H197ZM208 130H209V127L207 128ZM212 129V128H211ZM48 130V131H49ZM148 130V129H147ZM47 131V130H46ZM45 131V132H46ZM144 131H146V130H144ZM196 131V132H197ZM210 131V130H209ZM214 130L212 129V132H213ZM150 132V131H149ZM152 132V131H151ZM161 132V131H160ZM162 132H164V131H162ZM168 132H169V130H168ZM167 132V133H168ZM206 131L205 130H203V132H202V135H203V133H205ZM242 132H243V130H242ZM44 133V132H43ZM142 133H143V131H142ZM170 133V132H169ZM214 133H215V131H214ZM213 133V134H214ZM40 134V133H39ZM39 134H37L38 136H39ZM47 134V135H48ZM116 134V133H115ZM144 134H146V133H144ZM161 134V133H160ZM164 134V133H163ZM166 134V133H165ZM177 134V133H176ZM207 133H205V135H206ZM216 134V133H215ZM241 134V133H240ZM36 135V134H35ZM34 135V136H35ZM36 135V136H37ZM47 135H45L46 137H49V136H47ZM169 135V134H168ZM35 136V137H36ZM37 136V137H38ZM44 136V135H43ZM43 136H41V137H43ZM146 136V135H145ZM148 136V135H147ZM157 136V138H158V136L160 137V135H159V133L156 135ZM175 136V135H174ZM204 136V135H203ZM209 136V135H208ZM217 136V135H216ZM162 137V136H161ZM160 137V138H161ZM167 137V136H166ZM165 137V138H166ZM179 137V136H178ZM179 137V138H180ZM206 137V136H205ZM205 137H203V138H205ZM243 137V140H245L244 139V136H242ZM241 137V138H242ZM34 138V137H33ZM44 138V137H43ZM51 138V136L49 137V139ZM71 138V139H72ZM123 138V137H122ZM122 138H120V140L122 139ZM159 138V139H160ZM169 138V137H168ZM167 138V139H168ZM206 138H208V137H206ZM211 138H212V135H211ZM215 138H217V137H215ZM42 139V138H41ZM45 139V138H44ZM93 139H99L100 140V142H97V141H95V142H93L92 144H88V142H90L91 140H93ZM125 139V138H124ZM158 139V140H159ZM172 139V138H171ZM178 139V138H177ZM40 140V139H39ZM47 140V139H46ZM46 140H44V141H46ZM73 140V139H72ZM127 139H125V141H126ZM145 140V139H144ZM157 140V141H158ZM180 140H179V142H180ZM206 140V139H205ZM209 140V139H208ZM38 141V140H37ZM156 141V142H157ZM172 141V140H171ZM174 142H175V140H173ZM172 141V142H173ZM241 141V140H240ZM43 142V141H42ZM41 142V143H42ZM52 142V141H51ZM54 142H55V140H54ZM53 142V143H54ZM76 142V143H77ZM129 142V141H128ZM143 142H145V141H143ZM166 142V141H165ZM177 142V141H176ZM175 142V143H176ZM178 142V143H179ZM241 142H244V141H241ZM240 142V143H241ZM38 143H40L39 141H38ZM50 143V142H49ZM48 143V144H49ZM52 143V144H53ZM72 143H75L74 142V140H73V142ZM78 143V144H79ZM164 144L163 143V139H160L159 141H158V144ZM180 143V144H181ZM204 143V142H203ZM210 143V142H209ZM217 143H218V141H217ZM259 143V142H258ZM51 144V143H50ZM120 144H122L123 145V141H121V143ZM141 144H142V142H141ZM158 144H156V146L158 145ZM171 144H173V143H171ZM179 144V145H180ZM205 144H206V142H205ZM205 144H202V146H200V147H203V145H205ZM212 144H213V142H212ZM219 145H220V143H218ZM246 144V142L243 144V145H240L241 146V148L243 149H241L242 150V152H243V154H244V152H245V145ZM43 145V144H42ZM47 145V144H46ZM74 145V144H73ZM83 143H82V147H83ZM118 145V144H117ZM161 145H159V146H161ZM176 145V144H175ZM174 144H173V148H175L174 146H175ZM183 145H180L181 147L183 146ZM193 145V144H192ZM197 145H198V143H197ZM200 145V144H199ZM198 145V146H199ZM208 145V144H207ZM216 145V144H215ZM218 145V146H219ZM55 146V145H54ZM58 146V145H57ZM81 146V145H80ZM138 146H140V144L138 145ZM168 145H162L161 146V148L162 149H168V147H170V146H168ZM177 147H179L178 145H176ZM217 146V145H216ZM215 146V147H216ZM31 147H33V146H31ZM31 147H30V149H31ZM41 147V146H40ZM45 147V146H44ZM123 147V146H122ZM145 147H147V145L145 146ZM184 147H186V146H184ZM183 147V148H184ZM211 147V146H210ZM137 148V147H136ZM142 148H143V145H142ZM157 148V147H156ZM159 148V147H158ZM161 148H160V150H161ZM172 148V147H171ZM180 148V147H179ZM183 148H181V149H183ZM189 148V147H188ZM191 149L193 148V146L192 147H190ZM190 148H189V150H190ZM208 146H206L205 145V151H207L208 150ZM118 149V148H117ZM120 150H121V148H119ZM133 149V148H132ZM199 149V148H198ZM202 149V150H201ZM204 148H200L199 150H201V151H204L203 150ZM211 150H212V148H210ZM218 149V148H217ZM32 150V149H31ZM34 150V149H33ZM137 150V149H136ZM139 150V149H138ZM170 150V149H169ZM168 150V151H169ZM174 150H176V149H174ZM178 150V149H177ZM176 150V151H177ZM185 150H186V148H185ZM195 150H196V146H195ZM211 150H208L209 152H211ZM41 151V150H40ZM134 151H135V149H134ZM179 151V150H178ZM182 151H184V150H182ZM200 151V152H201ZM213 151V150H212ZM48 152H50V151H48ZM52 152V151H51ZM104 152H106V153H104ZM132 152V151H131ZM136 152V151H135ZM156 152H158V151H156ZM155 152V153H156ZM162 153H163V151H161ZM186 152L187 151H185V153L184 154H186ZM209 152H206V153H209ZM216 152V151H215ZM39 153V152H38ZM133 153V152H132ZM170 153V152H169ZM171 153H172V149H171ZM174 153V152H173ZM178 153H180V152H178ZM177 153V154H178ZM190 153H191V151L189 152V154H188V152H187V154L188 155H190ZM195 153H197V151H195ZM199 153V152H198ZM212 153V152H211ZM217 153H218V151H217ZM245 153H247V152H245ZM41 154V153H40ZM52 154V153H51ZM83 154H85V156H83ZM118 154H120V152L118 153ZM158 154V153H157ZM157 154H155V155H157ZM168 154V153H167ZM184 154H182V156L184 155ZM203 154V153H202ZM159 155V154H158ZM164 156H166V154H163ZM179 155V154H178ZM177 155V156H178ZM192 155V154H191ZM200 155V154H199ZM211 155V154H210ZM214 155H216L217 156V154L215 153ZM214 155H212V156H214ZM220 155V154H219ZM38 156V155H37ZM45 156V155H44ZM160 156V155H159ZM170 156V155H169ZM172 156V155H171ZM174 156V155H173ZM181 156V155H180ZM180 156H178V158L180 157ZM193 156H194V154H193ZM205 156H208V155H205ZM211 156V157H212ZM215 156V157H216ZM245 156V155H244ZM38 157H40V156H38ZM118 157V158H117ZM116 158V160H118L119 159V156H117ZM154 157V156H153ZM187 157V156H186ZM186 157H185V159H186ZM210 157V158H211ZM47 158V157H46ZM147 158V157H146ZM176 158V157H175ZM177 158V159H178ZM188 158V157H187ZM194 158H196L195 156H194ZM204 158H206V157H204ZM209 158V157H208ZM85 159H87V157L85 158ZM108 159V160H109ZM171 159H172V157H171ZM200 159V158H199ZM202 159V158H201ZM212 159H214V158H211L210 160L212 161ZM216 159V158H215ZM214 159V160H215ZM242 160V162H241V167H240V172H238V170H237V173L239 174V179H238V181H240L241 183H243L244 181H246L247 180V169H246V166H245V160L246 159H244V158H241ZM113 160V159H112ZM170 160V159H169ZM174 160V159H173ZM171 161L172 163L173 162H175V161ZM192 160V159H191ZM196 160V159H195ZM191 161L192 162V165H194L193 163H195L196 161ZM85 161H88V159L87 160H85ZM114 161H115V159H114ZM188 161V160H187ZM187 161H185L186 163H183V164H186V165H188V163H187ZM202 161V160H201ZM205 161V160H204ZM89 162V161H88ZM92 162V161H91ZM170 162V161H169ZM170 162V163H171ZM176 162H178V160H176ZM175 162V163H176ZM183 162V161H182ZM190 162V163H191ZM206 162V161H205ZM95 163V164H96ZM167 163V162H166ZM169 163V165L170 166H172L171 164ZM89 164H91V163H89ZM94 164V163H93ZM95 164H94V168H95ZM179 164V163H178ZM183 164H181V166L183 165ZM175 165V164H174ZM177 165V164H176ZM191 165V164H190ZM191 165V166H192ZM247 165V164H246ZM109 166V165H108ZM130 166V165H129ZM170 166H169V169H170ZM85 167H86V165H85ZM110 167H111V164H110ZM113 167V166H112ZM177 167H178V165H177ZM176 167V168H177ZM87 168V170H88V168L89 167H86ZM92 168V167H91ZM93 169V168H92ZM103 169V171H104V168H102ZM106 169V168H105ZM178 169V168H177ZM189 169H191V168H189ZM94 170V169H93ZM97 170V171H98ZM171 170V169H170ZM173 170V169H172ZM171 170V171H172ZM192 170V169H191ZM193 170H196V169H193ZM86 171V170H85ZM84 171V172H85ZM88 171H90V170H88ZM92 171V170H91ZM90 171V172H91ZM97 171H95V172H97ZM175 171V170H174ZM198 170H196L195 172H197ZM89 172V173H90ZM93 172V171H92ZM128 172V171H127ZM130 172V171H129ZM194 171H193V174L195 173ZM85 174H86V172H85ZM88 174V173H87ZM93 174H94V172H93ZM92 174V176H94ZM130 174V173H129ZM187 174V173H186ZM186 174H185V177H186ZM189 174V173H188ZM191 174V173H190ZM192 174V175H193ZM196 174V173H195ZM90 175V174H89ZM88 175V176H89ZM98 175H100V173H98ZM131 175V174H130ZM183 175V174H182ZM86 176V175H85ZM97 175H95V177H96ZM100 176H102V175H100ZM177 176V175H176ZM190 177V175H187V177ZM237 176V175H236ZM170 177H171V175H170ZM192 177H194V176H192ZM196 177V176H195ZM84 178V177H83ZM163 178H166V177H163ZM179 178V177H178ZM177 178V179H178ZM234 178V177H233ZM85 179V178H84ZM88 179V178H87ZM87 179H85V181L87 180ZM90 179V178H89ZM99 179V178H98ZM172 179V178H171ZM184 179V177L181 179V180H183ZM189 179V178H188ZM187 179V180H188ZM191 179V178H190ZM103 180V179H102ZM142 181H143V179H141ZM161 180V179H160ZM165 180V179H164ZM163 180V181H164ZM175 180H176V177H175ZM194 180V179H193ZM85 181H80L79 182V184H81V187L80 188H85ZM96 180H94V182H95ZM99 181V180H98ZM145 181V180H144ZM148 181V180H147ZM150 181V180H149ZM167 181V180H166ZM173 181V180H172ZM176 181H178V180H176ZM184 181V180H183ZM189 181V180H188ZM191 181V180H190ZM189 181V182H190ZM237 181V182H238ZM89 181H87V183H88ZM97 182V181H96ZM194 182V181H193ZM230 182V181H229ZM236 183V182H235ZM172 185L171 186H173V184H175V182L174 183H171ZM178 184H180L179 182H178ZM189 185H190V183H188ZM233 184V183H232ZM185 185H187V184H185ZM189 185H187V186H189ZM191 185H192V183H191ZM244 185V184H243ZM175 186V185H174ZM180 186V185H179ZM193 186V185H192ZM236 186V185H235ZM181 187H182V185H181ZM180 187V188H181ZM186 187V186H185ZM240 187V186H239ZM79 188V187H78ZM86 188H87V186H86ZM173 188V187H172ZM178 188V187H177ZM183 188V187H182ZM191 188V187H190ZM193 188V187H192ZM195 188V187H194ZM193 188V190H195ZM198 188H199V186H198ZM197 188V189H198ZM174 189H176L175 187H174ZM173 189V190H174ZM241 189V188H240ZM178 190L180 191V189L178 188ZM190 190V189H189ZM188 190V191H189ZM193 190H191L192 191V193L194 192ZM175 191V190H174ZM183 191H185V189L183 190ZM243 191V190H242ZM173 192V191H172ZM171 192V193H172ZM178 192V191H177ZM180 192H182V191H180ZM83 193H85V192H83ZM168 193L169 194H171L170 192H169V190H168ZM176 193V192H175ZM174 193V194H175ZM183 193V192H182ZM184 193H186V192H184ZM191 193V194H192ZM195 193V192H194ZM167 194V193H166ZM174 194H172V195H174ZM188 194V193H187ZM187 194H185V195H187ZM227 194V193H226ZM228 194H230V193H228ZM85 195V194H84ZM161 195H163V194H161ZM171 195V196H172ZM179 195V194H178ZM177 195V196H178ZM188 195H190V194H188ZM176 196V197H177ZM180 196H182V195H180ZM191 196V195H190ZM65 197V196H64ZM158 197V196H157ZM159 197H161V196H159ZM170 197V196H169ZM196 197V196H195ZM96 199H97V197H95ZM94 198V199H95ZM148 199H149V197H147ZM164 197L162 196V199H163ZM173 198V197H172ZM178 198H180V197H178ZM186 198V197H185ZM212 198V197H211ZM103 198H101V199H99V200H102ZM146 199V198H145ZM91 200V199H90ZM173 200V199H172ZM210 200V199H209ZM85 201H88V199L87 198H85V196L84 197H82L81 199H78V200H75V202L74 203H76V204H80V205H82V204H84L85 203ZM145 201V200H144ZM161 201H165V200H161ZM90 202H92V201H90ZM175 202V201H174ZM220 202V201H219ZM100 204H98V207L97 208H101V209H105L107 206H110L109 208H111V206L113 205V204H116L117 205V200L116 199H113V198H110V197H108V198H104V201H102V203L101 202H99ZM162 203V202H161ZM164 203H166V202H163V204ZM196 204V203H195ZM79 205V206H80ZM145 205V204H144ZM147 205H148V203H147ZM164 205H166V204H164ZM163 205V206H164ZM169 205H171V204H169ZM199 205V204H198ZM244 205V204H243ZM72 206H74L73 204H72ZM161 207H162V205H160ZM159 206V207H160ZM166 206H168V205H166ZM180 206V205H179ZM218 206V205H217ZM81 207V206H80ZM145 207V206H144ZM149 207H151V206H149ZM178 207V206H177ZM195 207H196V205H195ZM215 207V206H214ZM242 207V206H241ZM139 208V207H138ZM198 208H200V207H198ZM71 210L73 209L72 207L70 208ZM107 209V208H106ZM145 209H147V207L145 208ZM149 209H151V208H149ZM154 209V208H153ZM161 209V208H160ZM164 209H167V208H164ZM169 209V208H168ZM175 209L177 210V208L175 207ZM182 209V208H181ZM211 209V208H210ZM131 210H132V208H131ZM141 210V209H140ZM139 210V211H140ZM142 210H143V208H142ZM155 210V209H154ZM180 210V209H179ZM183 210H184V208H183ZM183 210H182V212H183ZM213 210V209H212ZM37 211H39L38 209H36V208H32V209H28V206H27V208H24L23 210H21V211H15V212H13V219H12V222H10L9 223V228H11V229H13L14 231L15 230H21V231H23V232H29V231H31V230H33L34 228H33V225H32V223H31V220H32V217L36 214V212ZM66 211V210H65ZM78 211V210H77ZM153 211V210H152ZM151 211V214H153V212ZM169 211V210H168ZM67 212V211H66ZM103 212V211H102ZM141 212V211H140ZM165 212H167L166 210L164 211V214L163 215H161L163 218L166 216L165 215ZM174 212V211H173ZM173 212H171V213H173ZM177 212V211H176ZM175 212V213H176ZM247 212V211H246ZM39 213V212H38ZM105 213H107V212H105ZM131 213H132V211H131ZM135 213H139V212H135ZM143 213V212H142ZM177 213H181V212H177ZM218 213V212H217ZM147 214H148V211H147ZM146 214V215H147ZM167 214V213H166ZM143 215V214H142ZM144 215H145V213H144ZM155 215V214H154ZM156 215H157V213H156ZM165 215V216H164ZM168 215V214H167ZM178 215V214H177ZM132 216V215H131ZM211 216V215H210ZM151 217H153V215L151 216ZM150 217V218H151ZM156 217V216H155ZM161 217V218H162ZM167 217V216H166ZM165 217V218H166ZM168 217H169V215H168ZM180 217V216H179ZM4 218V217H3ZM47 218L50 220V223L52 224L51 225V227H52V229H45L46 230V232L45 233H40L41 235H43L44 236V239H48V240H50V242H48L49 243V246H48V250H50L51 252H53L54 251V253L55 252H57V249L59 248V247H55L57 244V242H58V240H60V238L61 237H63V240L65 239L66 241H70L72 238H76L77 240H78V242L80 243H83V244H85V237L84 236H82V235H80L82 232H80L79 230H81V229H79V226H78V222H77V225L74 223V221H72L71 219H69L68 218V216H66V215H62V214H58V213H56L55 211H53V212H49L48 214H47ZM142 219V218H141ZM154 219H156V218H154ZM167 219V218H166ZM151 220V219H150ZM158 220V218L156 219V221ZM162 220V219H161ZM133 222V221H132ZM155 222V221H154ZM154 222H151V224L153 223L154 224ZM159 222V221H158ZM162 222V221H161ZM160 222V223H161ZM165 222V221H164ZM224 222V221H223ZM140 223H141V221H140ZM143 223V222H142ZM141 223V224H142ZM129 224H130V222H129ZM138 224V223H137ZM139 225V224H138ZM143 225H144V223H143ZM156 225V224H155ZM160 225V224H159ZM142 226V225H141ZM140 226V227H141ZM162 226H164V225H162ZM127 227H129V226H127ZM155 227V226H154ZM157 227V226H156ZM131 228V227H130ZM130 228H128V229H130ZM132 228H133V226H132ZM136 228V227H135ZM145 228V227H144ZM162 228V227H161ZM173 228V227H172ZM139 229V228H138ZM159 229V228H158ZM124 230V229H123ZM134 230H137V228L136 229H134ZM107 231V230H106ZM108 231H110V230H108ZM18 232V231H17ZM16 232V233H17ZM32 232V231H31ZM128 234L130 233V232H128V231H126ZM132 232V231H131ZM125 233V232H124ZM197 233V232H196ZM209 233V232H208ZM29 234V233H28ZM194 234V233H193ZM21 235V234H20ZM31 235V234H30ZM127 235V234H126ZM252 235V234H251ZM125 236V235H124ZM130 236V235H129ZM120 237H121V235H120ZM195 237V236H194ZM200 237V236H199ZM207 237V236H206ZM119 238V237H118ZM122 238V237H121ZM126 238H129L128 236L126 237ZM170 238V237H169ZM129 241V240H128ZM53 243V244H52ZM224 243V242H223ZM88 244V243H87ZM54 245V246H53ZM58 246V245H57ZM85 246V245H84ZM188 246H189V244H188ZM205 246V245H204ZM200 247V246H199ZM140 248V247H139ZM198 248V247H197ZM194 251V250H193ZM200 252V251H199ZM257 252V251H256ZM194 254V253H193ZM81 255V254H80ZM54 258V257H53ZM56 259H60V256H58V255H56ZM94 259V258H93ZM109 259V258H108ZM161 261H162V259H161ZM213 261V260H212ZM213 263V262H212ZM215 263V262H214ZM155 264V263H154ZM259 264V263H258Z\"/></svg>",
	"mask_w": 264,
	"mask_h": 264
}]
</instances>
